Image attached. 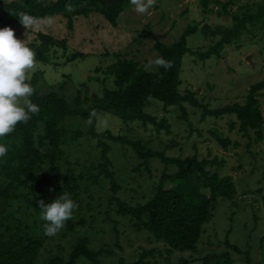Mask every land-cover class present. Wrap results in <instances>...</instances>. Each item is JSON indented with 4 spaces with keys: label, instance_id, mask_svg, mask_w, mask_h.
<instances>
[{
    "label": "rangeland",
    "instance_id": "rangeland-1",
    "mask_svg": "<svg viewBox=\"0 0 264 264\" xmlns=\"http://www.w3.org/2000/svg\"><path fill=\"white\" fill-rule=\"evenodd\" d=\"M224 1L205 0L202 5L200 0H156L155 6L145 14H138L128 3L122 7L115 26H110L100 14L91 12L72 17L70 29L60 15L33 20L28 28L22 24L12 28L15 36L25 44L33 40L36 32H41L57 41L63 40L65 46L64 49L50 46L45 62L35 60L36 70L30 73L31 80L34 79L31 84L34 95L54 92L63 97L68 106L88 110L93 97L100 94L102 87L111 85L110 77L104 78L103 70L117 57L134 60L144 68L150 58H155L151 48L153 42L159 40L169 44L186 25L196 26V31L186 37V47L189 50L204 49L220 38L224 28L230 27L233 14L243 13L244 9L253 13L263 0H237L222 11L219 3ZM75 51L82 57L67 61L69 53ZM259 80H264V16L253 25L246 24L237 38L221 48L218 56L195 60L185 53L181 59L178 89H188L201 104L214 108L230 102H242L248 86ZM256 98L264 118V89ZM152 101L145 105V110L167 118L171 130L167 136L155 135L148 130L149 127H141L137 122L125 123L105 113L95 116V129H108L128 139H141L152 150H163L170 156L195 154L198 158L222 160L218 172L230 175L234 182V205L223 201L215 206L212 217L202 226L197 251L166 254L164 246L146 231L132 227L128 218L114 213L116 199L128 204L144 201L164 166L158 160H151L147 165L148 171L143 167L135 171L139 161L133 152L119 144H110L107 157L119 189L112 192L108 182L101 178L97 183L83 184L79 191L80 205L73 216V220H82L83 224L70 235H44L39 214L34 213L31 207H27L25 212L24 200L6 202L0 199V260L4 258L2 252L20 235L22 238L42 239L35 264H43L53 254L64 257L74 241L83 237L87 239L89 250H111L112 253L99 256L98 260L103 264H115L119 258H123L125 263L132 261L141 250L147 249L155 251L154 256L149 258L155 264H201L200 259L205 254L220 252L229 254L231 264H264V137L254 142L251 130L246 135L237 131L232 115L201 120L197 108L184 104L188 120L186 125L177 118V108L164 109L157 101ZM233 122L229 130L228 125ZM60 126L65 130L60 145L63 154L56 166L51 172L40 171L35 181L30 183V188L19 189L34 202H38L40 193H43L37 192L35 183L42 189L40 179L44 174H53V181L59 183L67 167L74 172H84L85 169L94 172L92 166L100 161L94 140L87 133L88 119L66 117ZM75 131L79 134L70 139ZM210 131L229 138L230 143L225 149L212 139ZM171 140L175 144L164 149ZM0 143L8 145L5 138H0ZM172 171L173 167L168 166L167 172ZM0 183L5 184L2 180ZM173 185L165 182L163 186L169 188ZM3 225L8 227L9 232ZM224 241L237 246L239 253L233 252ZM75 264L88 262L78 257Z\"/></svg>",
    "mask_w": 264,
    "mask_h": 264
},
{
    "label": "trees",
    "instance_id": "trees-1",
    "mask_svg": "<svg viewBox=\"0 0 264 264\" xmlns=\"http://www.w3.org/2000/svg\"><path fill=\"white\" fill-rule=\"evenodd\" d=\"M200 1L204 5L205 0ZM234 1L237 0L217 3L224 11L226 6ZM128 3L130 0H9L7 2L0 0V27L21 24L19 18L22 14L32 17L33 20L60 15L65 18V26L70 29L72 17L85 16L91 12L100 14L110 26H115L122 7ZM65 5H71L75 10L69 12ZM263 16L264 0L253 13H248L244 9L243 13L233 14L230 27L224 28L220 38L204 49L189 50L186 47V37L196 31L195 25H186L169 44L159 40L153 42L151 48L155 52V58L162 56L172 62V67L168 70L159 68L155 72H146L136 61L117 57L103 70L104 78L110 77L111 85L102 87L100 94L93 97L92 105L88 110H78L68 106L63 97L54 92L33 95L31 100L39 106V113L32 115L27 123H18L15 131L4 137L8 144V153L0 157V180L5 182V184L0 183V199L6 202L24 200L25 212L27 207H31L34 213L40 216L41 209L38 203L29 200L19 189L30 188V183L35 181L40 171L51 172L54 169L63 154L60 145L63 143L62 136L65 130L60 124L66 117L79 116L88 119L87 133L94 140L100 161L92 166L94 172H89L88 169L84 172H74L71 167H67L59 183L53 181V174H44L40 179L43 184L42 189L35 183L37 192H43L40 193L39 200L47 204L63 192H68L79 207V191L82 185L97 183L99 178L108 182L112 192L117 191L119 187L115 183V173L111 169L107 153L110 144H119L130 149L139 161L134 168L135 171L141 167L148 171L147 165L151 160H158L164 168L153 181L150 186L151 192L144 201L128 204L116 199L114 213L128 218L132 222V227L146 231L153 240L164 246L166 254L173 251L196 252V244L203 231L202 226L212 217L215 206L223 201H230L234 205L233 199L236 194L234 182L230 175L218 172L222 160H216L215 157L198 158L195 154L166 155L163 150H152L141 139H128L108 129L96 130L95 116L112 114L125 123L137 122L141 127H149L148 130L155 135L167 136L171 131L167 118L164 115L155 116L146 112L145 105L150 100H154L164 109L177 108L179 111L177 118L188 125L184 109V104H187L199 110L201 120L206 117L216 119L223 115H232L237 131L246 135L251 130L254 134L253 141H261L264 137V118L260 113L256 96L261 89H264V80L250 84L242 102H230L214 108L201 104L188 89L180 91L178 86L181 59L185 53H189L195 60L218 56L221 48L231 39L237 38L246 24L253 25ZM53 45L61 49L65 48L63 40L57 41L41 32H36L33 40L26 43V46L34 50L35 60L40 62L47 60L49 47ZM76 57H82V54L71 52L66 60L70 61ZM33 81L34 79L30 84ZM233 125L234 122L230 123L228 129L230 130ZM209 133L222 149L230 143L227 136L221 137L215 131ZM78 134V131L73 132L70 139H74ZM174 144V141H168L164 149L171 148ZM168 166L173 167L170 173L167 172ZM165 182L174 185L164 188ZM73 216L58 233L60 236L70 235L76 227L83 224L82 220H73ZM252 220H255L254 216ZM40 221L42 225L45 223ZM3 226L5 231L9 232L8 227ZM86 241V237L75 240L64 257L53 254L48 256L43 264H75L78 257H83L88 264H103L99 262V256L102 253H112L111 250L104 248L89 250ZM41 244L40 238H22L18 235L2 252L4 258L0 260V264H35ZM224 244L233 252L239 253V249L234 244H228L227 241H224ZM154 252L153 249L141 250L136 259L125 263L123 258H119L115 264H155L154 261L149 260L154 256ZM200 261L201 264H231L227 252L205 254Z\"/></svg>",
    "mask_w": 264,
    "mask_h": 264
},
{
    "label": "clouds",
    "instance_id": "clouds-1",
    "mask_svg": "<svg viewBox=\"0 0 264 264\" xmlns=\"http://www.w3.org/2000/svg\"><path fill=\"white\" fill-rule=\"evenodd\" d=\"M130 3L138 14H145L155 6L156 0H130ZM65 8L69 12L75 10L71 5H65ZM19 20L25 28L33 24L32 17L28 15L22 14ZM171 67V61L158 56L147 61L144 71L155 72L159 68L168 70ZM35 70L34 50L15 36L12 27H0V138L14 132L18 123H27L32 115L39 113V106L31 100L35 90L30 84V73ZM7 153V145L0 143V157ZM37 203L41 209L40 219L45 222L43 230L46 236L58 234L78 208L68 192H63L50 203L43 200Z\"/></svg>",
    "mask_w": 264,
    "mask_h": 264
}]
</instances>
